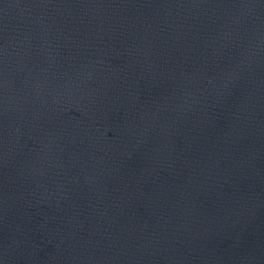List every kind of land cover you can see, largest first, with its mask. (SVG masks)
<instances>
[{
    "label": "water",
    "instance_id": "1",
    "mask_svg": "<svg viewBox=\"0 0 264 264\" xmlns=\"http://www.w3.org/2000/svg\"><path fill=\"white\" fill-rule=\"evenodd\" d=\"M0 264H264V0H0Z\"/></svg>",
    "mask_w": 264,
    "mask_h": 264
}]
</instances>
